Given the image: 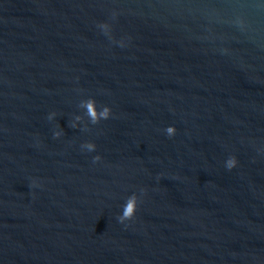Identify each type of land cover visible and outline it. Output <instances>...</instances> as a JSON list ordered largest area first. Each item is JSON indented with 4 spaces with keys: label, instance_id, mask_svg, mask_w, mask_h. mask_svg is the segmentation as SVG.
Listing matches in <instances>:
<instances>
[{
    "label": "water",
    "instance_id": "water-1",
    "mask_svg": "<svg viewBox=\"0 0 264 264\" xmlns=\"http://www.w3.org/2000/svg\"><path fill=\"white\" fill-rule=\"evenodd\" d=\"M0 264H264V0H0Z\"/></svg>",
    "mask_w": 264,
    "mask_h": 264
},
{
    "label": "clouds",
    "instance_id": "clouds-1",
    "mask_svg": "<svg viewBox=\"0 0 264 264\" xmlns=\"http://www.w3.org/2000/svg\"><path fill=\"white\" fill-rule=\"evenodd\" d=\"M105 28H107V25H105ZM119 44L121 47H123L125 45V41L121 39L119 41ZM83 106L86 108L87 115L93 124L98 123L101 119L106 120L112 115V108L110 106H106L103 108L102 111H98L96 107V101L94 99H90L86 101L83 104ZM53 116H55L54 112L50 114L49 119H52ZM165 131L169 136H174L177 132V128L175 127V125H171V126H168L165 129ZM62 134L63 133L61 131L54 133L55 137H59ZM82 147L86 148L87 151L92 152V151H95V149L97 148V145L94 141H89V142H86L84 145H82ZM100 159H101V156L96 155L93 158V161L96 162V161H99ZM238 163H239L238 159L235 156H232L227 160L226 167L228 169H232L236 167ZM138 206L139 204L137 201V197L135 195L129 197L128 201L125 203L123 212L119 217L120 222L131 220L135 216Z\"/></svg>",
    "mask_w": 264,
    "mask_h": 264
}]
</instances>
